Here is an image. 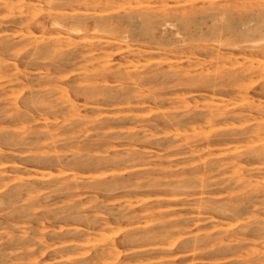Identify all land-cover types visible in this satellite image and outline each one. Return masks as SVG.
Here are the masks:
<instances>
[{
  "label": "rangeland",
  "instance_id": "374dc122",
  "mask_svg": "<svg viewBox=\"0 0 264 264\" xmlns=\"http://www.w3.org/2000/svg\"><path fill=\"white\" fill-rule=\"evenodd\" d=\"M0 264H264V0H0Z\"/></svg>",
  "mask_w": 264,
  "mask_h": 264
},
{
  "label": "bare ground",
  "instance_id": "6f19581e",
  "mask_svg": "<svg viewBox=\"0 0 264 264\" xmlns=\"http://www.w3.org/2000/svg\"><path fill=\"white\" fill-rule=\"evenodd\" d=\"M19 1V0H18ZM50 0H48V2H49ZM57 2V1H56ZM186 3V2H185ZM52 9V8H51ZM55 9H56V7H55ZM48 11V10H47ZM48 15V14H47ZM53 24H54V22L53 21H51ZM56 22V21H55ZM57 26V25H56ZM73 32V31H72ZM79 33V32H78ZM130 61V60H129ZM128 61V62H129Z\"/></svg>",
  "mask_w": 264,
  "mask_h": 264
}]
</instances>
